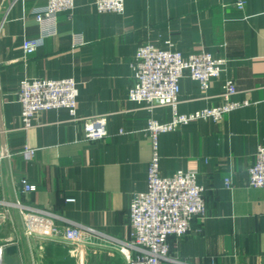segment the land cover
Listing matches in <instances>:
<instances>
[{"label": "crops", "instance_id": "obj_1", "mask_svg": "<svg viewBox=\"0 0 264 264\" xmlns=\"http://www.w3.org/2000/svg\"><path fill=\"white\" fill-rule=\"evenodd\" d=\"M48 0H0V196L51 209L66 218L126 239L128 207L136 191L147 187L153 141L147 119L172 120L223 102V85L231 80V99L240 105L218 121L195 118L160 132L157 153L162 175L195 170L204 186L205 216L193 218L188 234L168 238L171 252L190 264H264V188L247 184V168L264 144V0H124V11H98L94 0H73L71 16L57 15V33L33 52L23 40L39 35L34 13ZM82 43L72 46V34ZM147 40H166L187 56L199 50L223 58L220 75L206 92L188 75L179 79L175 106L149 109L128 97L134 81L131 61ZM73 77L79 116L107 114V134L84 138L80 120L65 108L39 112L32 126L20 121L18 82L24 78ZM25 148L34 149L28 156ZM228 177L230 185H225ZM35 185L20 191L19 180ZM15 209L0 223L5 264H127V252L103 238L77 248L62 242L32 252ZM174 264V263H166Z\"/></svg>", "mask_w": 264, "mask_h": 264}, {"label": "built area", "instance_id": "obj_2", "mask_svg": "<svg viewBox=\"0 0 264 264\" xmlns=\"http://www.w3.org/2000/svg\"><path fill=\"white\" fill-rule=\"evenodd\" d=\"M244 0L235 5L242 9ZM98 11L121 13L124 0H94ZM73 0H48L34 13L39 25V35L25 38V54L33 52L43 40L57 33V15L64 12L71 16ZM6 16L0 20V33L4 31ZM82 43L78 33L72 34V46ZM166 47H160L147 40L141 41L131 61L134 81L128 89V97L135 102H143L152 109L158 105L175 106L178 101L179 79L185 74L199 82L204 93L211 80L220 75L223 58H215L206 50H199L182 56L166 40ZM234 84L228 80L223 85L220 96L223 102L216 106L202 108L190 113H175L172 120L158 122L152 117L147 119L144 128L152 138L153 152L148 162L147 187L144 191L133 193L128 207L129 233L126 239L110 236L96 228L76 222L70 218L36 204L10 200L0 196V223L10 209H15L23 222L22 232L30 243L32 252L42 251L49 242H62L71 247L70 253L78 260L77 248L87 244L92 238H103L117 244L127 252V264H190L171 252L168 238L177 240L189 233L191 220L202 219L206 213L205 188L196 180V171L177 170L170 175H162L157 153V137L160 132L173 129L195 118L211 117L218 121L222 116L238 107L239 102L231 99ZM77 83L73 77L64 78H24L18 82L17 100L21 103L20 121L22 126H32L39 112L53 108H65L70 120H80L83 124L84 138L102 139L106 136L107 114L79 116L77 107ZM28 156L34 149L25 148ZM11 152H0V162L12 156ZM225 185H230L228 177ZM20 191L31 192L35 185L25 178L19 180ZM247 184L264 188V144H259L253 162L247 168ZM9 242L0 241V264L4 263V250ZM79 264L81 262L78 261Z\"/></svg>", "mask_w": 264, "mask_h": 264}, {"label": "water", "instance_id": "obj_3", "mask_svg": "<svg viewBox=\"0 0 264 264\" xmlns=\"http://www.w3.org/2000/svg\"><path fill=\"white\" fill-rule=\"evenodd\" d=\"M16 249L15 245H10L6 248V252H16Z\"/></svg>", "mask_w": 264, "mask_h": 264}]
</instances>
